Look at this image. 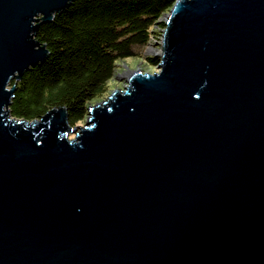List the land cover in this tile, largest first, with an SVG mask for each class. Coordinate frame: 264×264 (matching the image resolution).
<instances>
[{
    "label": "water",
    "instance_id": "1",
    "mask_svg": "<svg viewBox=\"0 0 264 264\" xmlns=\"http://www.w3.org/2000/svg\"><path fill=\"white\" fill-rule=\"evenodd\" d=\"M72 1L0 0V264H264V0H176L83 126L10 117Z\"/></svg>",
    "mask_w": 264,
    "mask_h": 264
},
{
    "label": "trees",
    "instance_id": "2",
    "mask_svg": "<svg viewBox=\"0 0 264 264\" xmlns=\"http://www.w3.org/2000/svg\"><path fill=\"white\" fill-rule=\"evenodd\" d=\"M176 0H73L41 24L35 40L48 57L10 83L15 87L10 117L32 122L63 108L70 127L82 124L89 105L102 97L118 64L143 59V50L158 41L162 17ZM157 66L156 59L147 58Z\"/></svg>",
    "mask_w": 264,
    "mask_h": 264
},
{
    "label": "rangeland",
    "instance_id": "3",
    "mask_svg": "<svg viewBox=\"0 0 264 264\" xmlns=\"http://www.w3.org/2000/svg\"><path fill=\"white\" fill-rule=\"evenodd\" d=\"M168 12H166L165 15H167ZM161 20H162V22L164 21V16L162 17ZM157 42H159V40L158 41L153 40L152 42H150L149 45L144 48L143 54L144 53L148 54V53H150L149 51L157 52L158 47L154 45ZM118 66L119 67H118L117 72L115 74L116 77L110 83H108L106 93L102 97H100L99 99L93 101L89 105V107L94 106L95 104L106 100L114 91L124 89L125 83L122 82V79H123V77H125L127 75L128 72L140 71L141 73H145V72H147V73H158L157 66L149 65V63L144 61V59H137L135 57L127 58L123 63L118 64ZM79 126H83V123L80 124ZM69 138L72 139L73 136H70Z\"/></svg>",
    "mask_w": 264,
    "mask_h": 264
},
{
    "label": "bare ground",
    "instance_id": "4",
    "mask_svg": "<svg viewBox=\"0 0 264 264\" xmlns=\"http://www.w3.org/2000/svg\"><path fill=\"white\" fill-rule=\"evenodd\" d=\"M149 52H152V51H149Z\"/></svg>",
    "mask_w": 264,
    "mask_h": 264
}]
</instances>
